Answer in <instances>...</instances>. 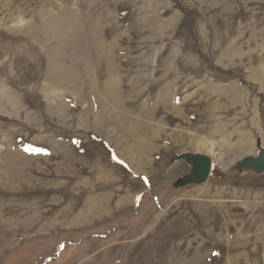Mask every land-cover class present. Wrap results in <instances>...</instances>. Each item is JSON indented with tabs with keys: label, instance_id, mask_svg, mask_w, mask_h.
<instances>
[{
	"label": "rangeland",
	"instance_id": "1",
	"mask_svg": "<svg viewBox=\"0 0 264 264\" xmlns=\"http://www.w3.org/2000/svg\"><path fill=\"white\" fill-rule=\"evenodd\" d=\"M263 150L264 0H0V264H264Z\"/></svg>",
	"mask_w": 264,
	"mask_h": 264
},
{
	"label": "water",
	"instance_id": "2",
	"mask_svg": "<svg viewBox=\"0 0 264 264\" xmlns=\"http://www.w3.org/2000/svg\"><path fill=\"white\" fill-rule=\"evenodd\" d=\"M181 158L189 161L194 169L189 175L179 180L177 186L202 185L209 180L212 171V160L210 157L201 154H188L183 155ZM241 166L246 169H255L259 172H264V150L258 158L244 160Z\"/></svg>",
	"mask_w": 264,
	"mask_h": 264
},
{
	"label": "bare ground",
	"instance_id": "3",
	"mask_svg": "<svg viewBox=\"0 0 264 264\" xmlns=\"http://www.w3.org/2000/svg\"><path fill=\"white\" fill-rule=\"evenodd\" d=\"M250 146H251V145H250ZM249 149H250V148H248V147H246V146L238 147L234 157L241 156L242 154H244V153H246L247 151H249ZM215 156H216V155H215ZM231 156H232V155H231ZM232 158H233V157H232ZM232 158H231V159H232ZM217 160L225 162L223 156H218V157H217Z\"/></svg>",
	"mask_w": 264,
	"mask_h": 264
}]
</instances>
